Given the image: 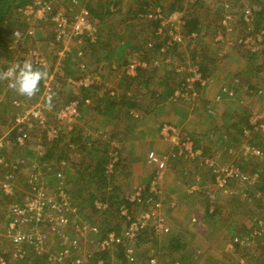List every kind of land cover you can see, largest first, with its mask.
<instances>
[{"label": "crops", "instance_id": "1", "mask_svg": "<svg viewBox=\"0 0 264 264\" xmlns=\"http://www.w3.org/2000/svg\"><path fill=\"white\" fill-rule=\"evenodd\" d=\"M107 1H110V4H107ZM157 1L158 2L155 5H153V7L151 6L149 8L148 7L146 8V6L140 3H138L137 5L136 0H123V1L122 0H100V5L103 7V11H104L102 15H104V19L109 27V30L112 31L109 36H111L112 34L117 35V37L113 39L109 38L108 40L100 41V43L108 46L107 47L109 48L108 50H106L107 48L105 50L98 49L95 47L92 48V46L90 45L96 44L97 42L90 43L91 41H89L87 43L85 39L83 41L82 38H76V36H74V37H71V39L68 42V45H67L68 51L65 53V55L61 58H57L55 54V48L53 47L54 38H53V28L51 27L52 25H49V27L43 28V29H41L40 26H36L37 29L32 27L33 34L28 38L29 43H32L33 45L37 47V42L39 40L45 39L46 40L45 45L49 48V54H46V52L43 50H38V49L37 50L40 53H42L47 59L46 68L48 70V73L56 69V72L52 74V77H53V83L57 82L58 84L56 86L54 84L53 91L55 93L60 91L63 94L71 93L72 94L71 96H74L73 100L78 99L80 101L79 117L75 119V124L70 129L67 128L68 125L64 124L61 127L59 136L54 141L47 143L43 135L41 133L39 134V143L42 147L41 150L43 151V147L46 142L44 153L47 151V152L52 153L53 156L57 157L56 160L49 161L48 163H44V161L42 162L40 160L39 158L40 154L37 153L36 143L32 139L28 141L26 147L18 145L15 142L17 130L12 127V114L6 115V116H0V133L3 134V144L4 146H6L5 148H0V155H2L7 162L9 160L10 163H14L15 161L22 160V163L19 165L20 167L18 169V173L16 171V173L14 174V179H13L14 194L13 195L11 194L10 196H4L2 193V195L0 196V253L4 254L6 257L10 255L11 246L9 244V241L5 237H3L1 234L2 227H3V224L8 219L10 205L12 203L22 202L24 198L29 194V191L31 190V184L28 182V175L31 173H34L37 175V178L35 181L37 188H40L45 194L46 193L49 194L54 200L59 201V198H62L65 201V205L67 207L66 213H67L69 222L62 229V231L66 235L67 239L76 237V233L73 231V224L75 222H91L97 226L99 233L95 234V233L89 232L87 239L83 241L86 246L84 247L85 251L92 255L91 260H88L84 264H96V260L98 257L102 259V264H126L127 263L126 258L123 256V254L119 253V250H118L119 245L115 249L117 251H112V249L99 250L94 244L97 242L99 236L106 231L113 230L115 233L120 234L122 228L121 227L120 228L111 227L110 222H109L110 220L109 218L111 215H117L116 211H112V212L107 211L106 209L107 203L104 200H102L99 194L96 192V190L93 187L94 184L84 185L80 183L78 185L77 180L71 175L72 174L75 175L77 173L76 170L82 169V167H85L84 165H86L87 162L92 161L93 160L91 159L92 153L98 154L97 148H100L103 146L105 148L106 155L108 152L107 161L111 157L113 151L117 152L118 159H117V162H115L114 164L111 174L115 173L116 165L119 162L122 155L124 154L123 150H120V142L117 139V137H114L113 132H111L112 128L109 122H106V120L104 119L103 122H101L100 124H97L99 119L103 118L104 116L107 117L108 114L102 111L100 113L102 114L101 116H99L98 113H96V116H95V113L91 114V112L96 111V109H99L98 104H100L101 108L103 107L104 97L108 98L110 96L116 99L118 98L120 99L122 95L123 97L124 96L126 97L125 94H129V92H132L131 89L124 86V84L126 80H128L127 82L134 81L135 76H130L125 72V65L130 60L134 58H139V59L146 61L147 63L146 66H147L148 58H146L144 54L145 48H148L146 47L147 41L152 38L151 40L153 41V45L155 46L156 44H159V43H161V46H162L163 42L165 41L166 35L164 34H161L159 36H151L149 38L147 37L148 39H146L145 45L142 44V42L141 43L133 42L129 37L123 36L124 29L128 27V25L124 22V18L126 17V15L133 16L134 14V18L139 19L138 15L140 13L154 12L156 8H159L162 15H168L171 12H174L175 13L174 17H179V20L182 22L181 24L182 32L184 33L186 32L184 28L185 27L184 25L185 17L188 16V13H190L189 11H193V8L187 7L185 3H182V9L181 8L177 9L176 4L171 3V0L170 1L157 0ZM124 2H126V5H124ZM205 2L206 1L203 2L202 7H204ZM67 3L68 1H64V0L61 1V4L63 5H66ZM233 3L235 2L231 0H215L214 1L211 7L215 6V11L213 10V12L216 13L215 15L216 24H212V25H215L213 28H211L210 26L209 28L207 27L204 30L203 25L206 23L202 21V25H201V21L198 22L199 26L197 30L196 29L194 30V32L196 33V38L192 41H186L183 44L185 45L187 42H192L188 45L189 50L187 52L190 53L189 57H186L187 52L184 54V57L177 56L178 53H181V51H184L186 49L185 46L178 48V49L169 48V49H164V50H161V46H160L159 51L161 53H165L167 51L169 52L167 54H163L160 58H156L151 61L153 65H157L161 61L168 62L170 65V68H172L173 71H174V62L177 61V59H179L181 62L187 61L189 63H195L198 66L199 70L201 71L202 75L207 79V84L202 89H200L199 95L196 96L195 98L197 99V97L200 96L201 92L203 93L205 92V95L208 98V99H204L205 108H207V110L211 109L213 111V114H210L207 112L209 115H211L209 116L207 120V123L209 124V126H211L209 128V131L211 133L207 135V132H206L204 138L209 136L208 138V141H209L210 138L212 137V134L213 136L214 134L217 135L218 134L217 130H220L222 131L221 138L225 137V141H226L225 143L227 144H225V147L217 146L215 148V151L214 150L211 152L209 151V155L204 154L203 146H206L205 142H207V139L202 140L203 138L200 135L196 134L195 139L198 142L196 143L195 147L200 148L202 150V155L204 156H211L213 154L217 155V151L219 149L225 148V150H222L221 152L226 154V160L221 164H224L227 160H233L237 164H241L243 162L240 160L239 154H238V149L241 146V142L237 143V141L234 140L233 130L227 129L226 125L222 127L223 124H221L222 122H220L219 118L223 116L224 123H229V119L231 118L230 115H232L231 110H235L237 113L238 111L239 112L241 111L242 114L244 115L245 111L247 112V114L249 113V110H250L249 108H255L257 102L261 103V101L260 100L258 101V98H256L255 96H249L248 98H246L245 96H241V92H243V87L241 86L238 87L239 85L244 84V85L252 86L251 84L257 85L258 83L262 87H264V53L253 56V58H255L254 61H257V62L253 63L252 65L251 63H252L253 58L252 60H250V62L242 58L243 54L251 56L247 48H245L244 46L242 47L239 44L233 45L234 43L233 38L230 39V36L225 31L226 26L224 25L223 20L225 19V16L227 14L230 16V18L226 20L227 25H229L230 27H233L234 30L236 29V26H235L236 22L234 21L235 11L233 7ZM247 4H245V7H248ZM105 5L107 6V8H105ZM140 6L142 7L141 9H140ZM108 15L112 16L111 17L112 19H108ZM151 20L157 21L156 19H151ZM158 26H159V22H158L157 27ZM252 29L254 30V27ZM260 30H264V26L262 24L260 25V27L257 28V32ZM217 31L224 33V35L226 36L225 42H215L214 41V36L216 35ZM245 31H246V28L242 27L240 29V33L239 32L237 33L244 34ZM230 35L234 36L235 32L231 33ZM126 39L131 40L130 43L131 45H133V47H130L129 44H126L127 42ZM57 44L61 46L60 43H57ZM236 46L241 47V50L237 48ZM192 48L194 49V51L191 52L190 49ZM238 50L241 52V54L237 52ZM243 50H245L246 52ZM204 53L209 54V56L211 57V62L202 66V63H203L202 56ZM166 56L170 57L169 61H164V58ZM155 61L157 63H155ZM80 63H83V65L80 66L79 65ZM222 63L223 65H221ZM210 66H213L214 69L215 68L220 69L221 66H224V68L221 70L224 76L220 75L219 78L216 76L212 77L211 72H206L207 67H210ZM37 67H40V66H37ZM74 67L76 68L75 71H74ZM145 67L138 68V71L143 70V68ZM59 71L62 73V76L58 74ZM71 71H73V73ZM138 71H136V73ZM87 73H92V74L98 73L102 79V85L99 87H92V88L73 87V86L68 85L64 80V78L67 76L77 78ZM177 82H178V79H177ZM131 84L138 88L140 98H141L140 101L142 102V108L145 107L146 100L150 98L151 91H156V93H159L158 97L160 98V101L163 104L180 105V99L173 100L171 98L174 89L178 86V83L168 94H165L163 89H161L158 84L154 83L152 85L151 81L148 83V85L145 86V88H141L136 82H133ZM228 88L234 91V95L232 97L226 96L224 89H228ZM162 94H164L165 98L162 97ZM84 95H87V96H84ZM16 96L20 97L19 99L26 98V100L28 101L34 100V97L31 99H28L27 97H22V96H19L18 94H16ZM86 97H89V99L92 97L91 102L89 100V103H83V99ZM218 97H221V100H219ZM239 98H241L240 99L241 101L242 99L245 100L246 98L247 99L246 104H243L242 103L243 101L240 102V100H238ZM9 100L6 98L0 99V105L1 103L4 104L5 102L8 104ZM222 102H224L223 105H222ZM90 103L91 105L88 107ZM95 104H96V108H95ZM93 105H94V108L92 107ZM214 107H218V109ZM86 108L88 109V111L86 110L85 112L84 109ZM260 110H264V108ZM145 111L146 112L143 113L142 115H139L137 113L138 117L132 116L134 113H136L135 110H133L132 108H130L126 113L121 112V111L118 112L120 115L125 116L124 119H120L123 121H125L127 117L126 115H129V118L126 119L127 121L122 126L124 128L129 129V130H126V133H128V136H127L128 138H126L125 140L126 141L129 140L130 142L132 141V142H137V143H140L143 139L150 141L154 139L152 136V132H153L154 134H156L157 139L161 143H163V145H165L167 148L170 147V151L169 152L168 151L159 152L158 150L153 149L155 146L154 142L151 143L153 147L147 148V150H154L160 154H163L164 156H167L168 154H170L172 149L177 151V146H173L167 139L160 137L159 135V129L161 126L160 123L158 121L153 122V119L149 116L148 110H145ZM86 115H90V117L92 116L91 117L92 121L87 120ZM93 116H95V118H93ZM226 116L227 118L225 119ZM80 117H81V121L79 122L78 120H80ZM49 120H51L52 122H56L54 119V116L51 117ZM174 121H171V122L169 121V122L173 123ZM104 122L106 123L105 128H108V129L100 128L101 126L103 127L105 125ZM240 122L241 123L239 125L241 127L247 125V123L245 124L244 121H240ZM130 124L133 125V128L128 127ZM183 125L184 123L182 124L176 123V125L174 124V126L177 129L178 135L181 138L189 137L190 135L188 131L185 128H183ZM178 126L179 128H177ZM180 126H181V131L179 130ZM181 133H184V135H182ZM149 136H152V137H149ZM33 137H35V133ZM189 138L191 139V137ZM231 139L234 140L235 142L234 143L231 142ZM191 140L193 141L194 139H191ZM256 141H257V138L255 139L253 143H256ZM112 142H114L115 144L112 145ZM244 142H246V139H244ZM256 144L264 147L263 142H257ZM209 145L210 144L208 143L207 144L208 148H209ZM116 146L117 148H114ZM12 148L15 150L17 155H14V156L11 155ZM230 149H234V150L230 151ZM144 150H145V147L143 146L141 147L139 153L145 152ZM79 158L80 160L84 161V164L83 165H79V164L72 165V163L76 162L77 159ZM237 158L239 159V162L238 160H236ZM36 160L38 161L39 166L37 165ZM180 161L182 162L183 159ZM106 163L104 164V172H105ZM166 163L167 162H165V165H164L163 176H164V172H166V169H167ZM241 169L247 172L246 169L245 170L243 168ZM184 172L187 175V172L186 171ZM105 174L109 175L110 173L105 172ZM125 174H127L128 176L132 174L130 165L127 167V169H125ZM26 175H27V180H26L27 185L25 183ZM200 181L201 179L198 182L196 181V183L200 184ZM134 183L135 184L132 186L129 192L132 191L133 188L136 187L137 185H141L140 182L137 183L136 181H134ZM209 183L213 184L212 176H209ZM28 185H29V188H28ZM80 188L82 189V191L80 190ZM22 190L25 191L24 195H23ZM60 191L63 196L60 195L59 193ZM190 192L193 194L194 191H190ZM197 192L199 193V191ZM72 194L75 197H73ZM164 202H165V205L167 203V205L170 206L169 209L172 210L171 217H169L171 218L170 220H174V219L179 220L180 217L176 215V209H177L176 198L171 197L170 195V197H168L167 200H164ZM96 203L100 204V208L95 207ZM104 211L107 212L109 215L104 220H100V218L103 216L102 214ZM80 212H82L83 218L80 216ZM160 212L163 214L164 221L166 225L168 226L166 216L164 215L162 211ZM118 217L123 222L122 218L119 216V213H118ZM198 221L199 219L196 213V209L193 208L190 210L189 214H187V220H185V224L186 226H189V227L191 226V224L196 227V224L199 223ZM178 223H174V224H178ZM42 228H46L45 225L42 226ZM168 228H169L168 232L160 236H163L168 239L173 238V236H179L176 233H174L170 229L169 226ZM144 230L146 231L143 234L151 235L153 238L152 240L150 239L147 240L144 235L142 237L141 232H143ZM144 230H142L138 234V240L136 244H137V247L139 248V252L138 251L134 252L136 264H148V259L151 256H155L159 264H172V260L175 257L174 255L175 252L182 253L183 251H185V247L182 242V239H180L182 242L183 248H180L179 250H173V249L170 250L166 248L164 249V256H161L159 254L158 256H156V254L152 251L153 250L152 246L156 245L157 243L156 239H158L160 236L159 235L154 236L153 233H151L152 231L149 225L146 228H144ZM52 233L53 234L48 237V241L46 244V249L49 252L57 251L61 249L62 247V245H60V241L62 240L61 236L58 234V232H52ZM228 241L229 240L225 241L224 244L222 245L223 250ZM2 242H4L5 246L4 244H2ZM121 244L125 248L128 245V243H126L123 240ZM167 246H168V242H167ZM25 248L27 251V261L30 260L31 264H34V263L35 264H51L46 260L44 255H37L33 253L32 250L27 246H25ZM120 248L123 249V247H120ZM256 250L259 252H262V250L259 249L258 246H256ZM168 251L171 252L169 256L167 255ZM146 253L148 254H147V257L145 258L143 255ZM72 255L73 253H71V255L68 256V259H71ZM118 255L120 259L116 257ZM35 260H37L38 262H35ZM28 264L30 263L28 262ZM55 264H58V263H55Z\"/></svg>", "mask_w": 264, "mask_h": 264}, {"label": "built area", "instance_id": "2", "mask_svg": "<svg viewBox=\"0 0 264 264\" xmlns=\"http://www.w3.org/2000/svg\"><path fill=\"white\" fill-rule=\"evenodd\" d=\"M63 0H54L55 13L52 15V19L55 22L54 30V45L55 54L57 58H61L68 51V42L71 37L77 35H86L91 40L95 39V26L92 21L87 19L90 16L89 10L82 6L73 11L74 4H77V0H71L68 7L61 4ZM192 1V0H190ZM69 2V1H68ZM51 0L47 2H41L40 0H33V6H28L22 10V14L26 20H39L43 17L44 11L50 10ZM65 11L69 14L72 12L71 17L65 14ZM175 13L171 12L168 15H162L159 8H156L154 12L140 13L138 18L156 19L159 22V26L155 31V35H166L165 41L161 46V50L173 48L174 45H182L185 41H192L196 38L194 31L189 33L182 32L179 17H174ZM230 16H225L224 25L226 26V33L233 38V45L239 44L244 46L250 53H256L259 50L264 49V30H253L251 25V13L249 9H244L242 13V20L246 24L244 27L246 31L244 34H230L234 32L233 27L227 25L226 20ZM69 30V33H67ZM256 31V32H255ZM14 42H18L20 36L24 37L19 31L15 30ZM25 34L31 36L33 34V28L29 27ZM28 37V38H29ZM215 42H225L226 36L224 33L217 31L214 36ZM152 40L146 43L152 44ZM228 42V41H227ZM57 43H60L59 46ZM28 52V59H30L35 66L47 65L46 57L40 53L37 49L30 47ZM170 57L166 56L164 61H169ZM155 63H157L155 61ZM14 64L10 62L3 71H6L9 66ZM146 61L134 58L125 65V72L130 76H135L136 71L140 67L146 66ZM80 66L83 63L79 64ZM174 71L179 75H182L180 84L174 89L171 98L173 100H191L199 95L200 89L207 84V79L202 75L198 66L195 63L189 62H174ZM56 72L54 69L49 73L47 80L42 81V89L39 97L45 98L49 89L54 90L58 84L53 83L52 74ZM59 75L62 73L59 71ZM65 82L73 87L92 88L102 85V79L98 73H87L79 77L67 76L64 78ZM225 90V89H224ZM234 92L228 88V97H232ZM257 96L264 106V90H258ZM255 96V97H257ZM248 98L249 96H245ZM89 97L83 99V103H89ZM240 102H242L240 100ZM10 105L14 109L12 115V127L17 130L15 142L18 145L24 146L26 142L32 139L36 143L37 153H40L42 147L39 143V134L41 133L47 142L54 141L59 136L61 127L66 124L70 129L75 124V119L79 117L80 101L78 99L68 101L62 105L55 113L54 119L56 122H52L49 118H46L43 112L44 104L40 100L28 101L25 99L12 98L10 99ZM248 113V126L240 127L241 130V146L238 149L240 160L248 159L253 156L259 159L263 165L264 171V147L257 145V142L264 143V110L257 108H249ZM210 114H213L212 110H208ZM138 117L137 113L132 115ZM35 133V137H33ZM159 135L167 139L173 146H177V151L172 149L169 155L182 157L184 160H198L204 165H207L213 173V185L220 189L221 192L227 193L230 188L231 182H236L239 190H246L249 185L254 186L259 175L257 172L247 173L243 171L237 163L233 160H227L224 164L218 163L215 159L216 156H204L202 150L193 145V141L189 137L181 138L178 135L176 127L170 122H162ZM244 138L246 142H244ZM247 137L256 139V143L247 141ZM254 144V145H253ZM3 144V134L0 133V148H5ZM234 149H230L233 151ZM168 156H159L155 151L149 150L146 156V162L153 165L152 178L149 181V193L145 198L146 208H141L138 205L140 202L141 187L136 186L134 189L125 195L126 202L121 203L118 207L119 216L122 218L124 224L120 234L115 233L113 230L102 233L97 242L94 243L99 250L116 249L117 246L123 241L128 243L125 248L124 257L126 258V264H136L134 252L138 251L137 240L138 234L146 228L148 225L154 235H162L168 232L169 228L164 221V216L159 210L160 201H155L154 206H149L152 196L157 194V187L163 177V170L165 165V159ZM117 152L113 151L111 157L105 165V172L111 173L115 162H117ZM22 163V160L10 163L9 169H4L0 173V191L4 196H10L14 192V174L15 171ZM7 161L2 155H0V167H4ZM198 178V176H196ZM36 175L30 174L28 182L31 184L33 192L29 193L22 202L12 203L9 208V216L7 221L3 224L1 234L5 237L11 246L9 256H5L0 253V264H31V261H27V251L25 246L29 247L33 253L37 255H44L46 260L51 264H84L88 260H91L92 255L85 251V241L89 235V232L98 234V228L91 222H75L73 224V231L76 233V237L67 239L62 229L68 224L67 207L65 201L59 198V201L54 200L49 194H45L40 188L36 187ZM199 178L197 179V182ZM190 187V191L195 187L191 183H187L186 186ZM251 186V187H252ZM62 191V190H61ZM59 192L61 196L62 193ZM259 196H264V185L262 192L257 193ZM129 203V204H128ZM137 204V205H136ZM96 208H100V204L96 203ZM154 207V209H152ZM46 228H42L44 226ZM37 228L43 229L39 231ZM249 229V228H248ZM58 232L62 240L60 245L61 249L49 252L46 249L48 241L47 232ZM83 239V240H82ZM242 246H255V250L252 249V258L259 260L257 264H264V214L260 217L254 216L251 220L250 229L240 236H233L225 245L224 250L233 254L236 244ZM256 246H260L262 252L256 250ZM73 253L72 258L68 259V256ZM238 264H244L242 258L236 260ZM96 264H102V259L97 258ZM148 264H159L155 256H151L148 259ZM172 264H185L180 259H175Z\"/></svg>", "mask_w": 264, "mask_h": 264}, {"label": "trees", "instance_id": "3", "mask_svg": "<svg viewBox=\"0 0 264 264\" xmlns=\"http://www.w3.org/2000/svg\"><path fill=\"white\" fill-rule=\"evenodd\" d=\"M41 2H47V0H40ZM64 1H69L65 7H68L71 0H64ZM78 3L72 5L73 6V11L77 10L78 8L85 6V8L87 10H89L90 16L87 17V19L91 20L93 25L95 26L96 30H95V41L91 40L89 37H87L86 35L82 34V35H77L76 38H82L83 41L84 39L86 40V42L88 43L89 41H91L90 43H95L93 45H90L95 48L98 49H102L105 50L108 46L100 43V41H104V40H108L109 39V35L112 31L109 30V27L107 25V23L105 22L104 19V15H102L104 13L103 11V7L100 5V0H94V2L88 1L87 3H84V0H77ZM167 1V0H165ZM170 1V0H168ZM206 0H171V3L176 4L177 9H182V3H185L187 5V7L193 8V11H190V13H188V16L185 17V30L186 33L192 32L195 29L197 30L199 24L198 22L202 21L206 24L203 25L204 30L208 27L211 26V28H213L215 25L212 24H216V17L214 15H212L211 13H209V8H203V10L201 12H198L202 6H203V2ZM235 3H233V7H234V11H235V18L234 21L236 22L235 26H239L241 24H243V20H242V15L241 13L244 11V9L248 8L250 10L251 13V17H252V22L254 24V29L255 26L259 27V24H257L258 22H260L263 18H264V0H231ZM158 1L157 0H136V3L138 5V3L146 6V8L148 7H153V5H155ZM202 2V3H201ZM238 4H237V3ZM248 3V4H247ZM107 4H110V1H107ZM208 3L205 2L204 7L207 5ZM245 4L248 5V7H245ZM136 5V6H137ZM28 6H33V0H0V71H3V69L9 65L10 62H22L24 59H28L29 55H28V50L30 49V47H35L38 50H41L40 47H36L35 45H33L32 43H29V39L25 32L29 27H33L35 29L36 26H40L41 29L43 28H47L49 27V25H52L51 27L53 28V38H54V30H55V25H54V21L52 19V15L55 13V4H54V0H51L50 3V10L48 11V9H46L44 11L43 17L39 20H26L25 16L22 14V10ZM133 7V6H132ZM258 7V8H257ZM105 8H107V6L105 5ZM142 7L140 6V9ZM65 14H68L67 11H65ZM72 12H70L68 14V17H71ZM216 15V13H215ZM96 20H94V19ZM124 22L127 25L132 24L133 26H137L138 27V32H141V34H143L146 37H151V36H159V35H155V30L156 27L158 25V20H151V19H146V18H141V19H136L134 18V14L132 15H126V17L124 18ZM198 24V25H197ZM202 25V24H201ZM261 25V24H260ZM262 25L264 26V23H262ZM202 27V28H203ZM17 30L19 31L21 34L24 35L23 39L22 36H20L18 42H14V34L13 32ZM69 33V30L68 32ZM154 34V35H153ZM52 38V39H53ZM146 38V39H148ZM51 39V40H52ZM146 39H140L142 44L145 45L146 43ZM152 39V38H151ZM151 39H149L147 41V43L149 41H151ZM98 40V41H97ZM94 41V42H92ZM126 44H129L130 47H133V45H131L130 43V39H126ZM186 42V41H185ZM184 42V43H185ZM43 43H46V40H43ZM183 43V44H184ZM192 43V42H187L185 45H174L173 48L174 49H178L181 48L183 46L186 47V49L184 51H181V53L188 51V45ZM40 45V44H39ZM89 45V44H88ZM163 45V44H162ZM161 46V43L153 45V42L151 45H147L145 48V56L148 61V65L143 68V70H137L138 72L135 75V80L134 81H130L127 82L128 80L125 81L124 86L128 87L129 89H131L132 92H129V94H125L126 97L122 95V97L119 99L113 98V97H104L103 99V107H100V104H98V108L96 109V113H98L99 116H101L102 114H100L102 111L107 113L108 116H104L103 118L99 119L97 124H100L101 122H103V120L105 119L106 122H109L111 124V132H113L114 137H117V139L120 142V150H124V151H128V141H126L125 139L128 138V133H126V130H129L127 128L122 127L123 124L127 121L126 119L129 118V115H126V119L125 121L120 120V119H124L125 116L124 115H120L118 112H124L126 113L130 108H132L133 110H135L136 113H138L139 115H142L143 113H145V110H148V112H150V110H152L155 106L158 105H162L160 98L158 97L159 93H156V91H151V95L150 98L146 100L145 103V107L142 108V102L140 101V94L138 91V88L136 86H133L131 83L136 82L141 88H145L146 85H148V83L151 81L152 85L158 84L160 86L161 89H163L165 94H168L178 83V85L180 84V79L182 77V75H179L178 73H174L175 71H173L172 68H170V65L168 62H163L161 61L160 63H158L157 65H153L152 64V60L156 59V58H160L163 54H167L169 51L165 52V53H161L159 51ZM237 48L241 49V47L236 46ZM109 48H107L106 50H108ZM191 52L194 51V49H190ZM245 51V50H243ZM246 52V51H245ZM242 58L248 62H250V60H252L253 55H246L243 54ZM162 59V58H161ZM159 59V60H161ZM202 66L206 65L207 63L211 62V57L209 56V54L204 53L202 56ZM35 66V65H34ZM37 67V66H35ZM75 67H74V71H75ZM73 73V71H71ZM242 72V71H241ZM160 73V75H159ZM176 74V75H175ZM177 76V78H176ZM178 79V82H177ZM8 81H0V91L3 90L5 91V98L6 99H10V98H20L16 96V93L8 88ZM237 85V83H236ZM252 86L249 85H244L241 84L238 87H243V92H241V96H257V91L258 90H264V87H262L260 84L257 83V85H253ZM41 89H42V81L40 83V91L37 93L36 96H34V100L38 101L40 100L41 103L44 104L43 107V112L46 118H51L53 116H55V113L57 112V110L64 105L65 103H67L68 101L73 100L74 96H71V93H61L60 91H58L56 93V96L53 100V107L51 109H48L45 106V98H41L39 97L40 93H41ZM225 93L226 96H228V89H225ZM87 96V95H84ZM162 97L165 98L164 94H162ZM92 98V97H91ZM91 98H90V102H91ZM128 98V99H127ZM256 98L259 99V96H257ZM154 100V102H153ZM7 101V100H6ZM91 105V103L88 105V107ZM94 108V105L92 106ZM80 108V107H79ZM95 108H96V104H95ZM91 109V108H90ZM85 112L86 110L88 111V109H84ZM14 109L12 108V106L10 105V100L8 102V104L5 102L4 104L1 103L0 105V116H6V115H13ZM240 116H239V114ZM238 113L235 110H231V118L229 119V123H224V117L221 116L219 118L220 122H222L221 124H223L222 127H224L226 125L227 129H231L233 130V138L235 141H237V143L241 142L242 138H241V130H240V121H244L245 124L247 123L246 126H248V114L245 111L244 115L242 114V112L238 111ZM153 119V122H156L158 120L159 123L163 120L161 118H154L153 116H150ZM227 118V116L225 117V119ZM95 121V120H94ZM162 123V122H161ZM160 123V124H161ZM105 124V125H104ZM104 126L100 127V128H105L106 127V123L104 122ZM99 126V125H98ZM218 126V124H217ZM128 127L133 128V125H129ZM159 127V126H158ZM108 129V128H105ZM110 129V128H109ZM125 131V132H123ZM222 131L217 130V135L212 134L213 139H210L215 145L220 146L225 144V137L221 138L222 136ZM121 134V136H120ZM182 135H184V133H181ZM186 135V134H185ZM189 137H191V139L193 140L194 146H196V143L198 141H196L195 136L192 133H189ZM11 136V135H10ZM243 139L244 136H243ZM234 140L231 139V142H235ZM51 142V141H50ZM27 143H25L24 147L27 146ZM49 143V142H47ZM208 144V140L207 142H205L206 146H203V152L204 154H208L209 155V148L207 147ZM46 147V142L44 144L43 147V151L41 150L40 154V160L44 163H48L49 161H53L56 160L57 157L53 156L52 153L50 152H45ZM106 147V146H105ZM107 148V147H106ZM114 148H117L114 147ZM98 149V154L92 153L91 155V159H93L92 161L87 162L86 165H84L85 167H82V169L76 170V174H72L71 176L74 177L77 180V184L79 185L80 183L82 184H89V185H93L94 184V189L96 190V192L99 194V196L101 197L102 200H104L107 203V211H116L117 215H118V207L121 203L126 202L125 200V193L123 194H118V189L120 187V180L117 181L116 175L120 170L119 169V164L122 162V160L124 159L123 157L120 158L119 162L116 165L115 168V173H110L109 175H106L104 172V164L106 163L107 159H108V152L106 155L105 152V148L100 147L97 148ZM162 152V151H161ZM11 155H17L15 150L12 148L11 151ZM167 159H166V172H164V176L162 177V180L160 181V183L158 184V191L157 194L152 196V200L150 201V205L149 206H154V202L155 201H160V206H159V210L161 211L162 207L165 205L164 200H167L166 198H168L167 196H163V198H160L162 192V190H169L167 189L169 183L166 181L167 177H169L172 172L171 169L174 168L178 163H180L182 160L181 157L178 156H171V155H167ZM60 159V158H59ZM8 160V159H7ZM195 160H192V162L190 163H194ZM9 160L7 162V164L3 167H0V171H3L4 169H9L10 168V164H9ZM183 162V161H182ZM187 162V161H185ZM37 165L39 166L38 161L36 160ZM83 165L84 161L77 159L76 162L72 163V165ZM240 168H243L244 170L246 169L247 172L252 173V172H257L259 175V179L257 181V183L252 186L249 185L246 188V197L244 199H238V208L237 207H233V205H231V202L233 200V197H228V196H224L223 198H221L220 200L218 199V203L217 205H212L210 203V199L208 197V194H202V193H197L195 192L194 195H196V197L200 198L202 196H204V201L205 206H204V213L208 214V215H213V213L216 211V209H213L214 207H218L220 209L225 208L227 205L230 204V206H232L231 211L232 212H237L239 211L240 213V220L239 222H241V224L243 223V225L240 224V226L238 228L234 227L235 229H243L244 231H238L239 233H235L232 232L229 236L226 235L222 238L223 243H218L219 246L223 245L225 241L230 240L233 236L238 235L240 236L241 234H244L246 232V230L248 231L250 229V224H251V220H253V217L250 215V211L253 212L254 214H256V216L260 217L264 214V196H259L257 195V193H261L262 192V187L264 185V172L262 171L263 165L260 164V161H258V159L256 157H252L251 160L248 161V163H245V161H243V163L241 164H237ZM62 166V165H61ZM203 166V165H202ZM19 165L16 169L17 173H18V169H19ZM204 171L206 173H208V178L209 176H212L213 178V173L211 172V169L207 166L204 165ZM193 171H197V165H196V170H194V166L192 168ZM15 171V173H16ZM192 171V172H193ZM151 173V172H150ZM34 174V173H32ZM36 175V174H35ZM30 174L28 175V179H29ZM152 174L147 177V179L141 183V185H137L141 187V195H140V202L138 205H141V208H146L147 204H145V198L148 195L149 191V181L151 180ZM37 178V175H36ZM27 175H26V179H25V183L27 185ZM252 186V187H251ZM29 188V185H28ZM77 188V187H75ZM79 188V187H78ZM27 189V188H26ZM134 189V188H133ZM210 190L212 188H209ZM80 190L82 191V189L80 188ZM210 190H207L209 193ZM23 191V195L25 194V191ZM78 191V189H77ZM33 192V189H31L29 191V193ZM14 194V192L12 193V195ZM184 194V192H183ZM2 195V192L0 191V196ZM186 193H185V197H186ZM73 197H75L72 194ZM3 197V196H2ZM165 198V199H164ZM197 198V199H198ZM129 204V203H128ZM137 205V204H136ZM167 205V203H166ZM217 208V209H218ZM154 209V207L152 208ZM209 209H213L212 212L209 211ZM239 209V210H238ZM103 216L100 218V220H104L109 214L107 212H103L102 214ZM123 222L121 220H119L117 222V227ZM116 227V228H117ZM249 228V229H248ZM117 230V229H116ZM144 230V229H143ZM146 230H144L143 232H141L142 237L143 235L146 237V239H150L152 240V236L151 235H147V234H143ZM237 231V230H236ZM241 232V233H240ZM152 233V232H151ZM53 233H49L48 237L51 236ZM154 235V234H153ZM156 236V235H154ZM228 236V237H227ZM181 237L180 236H173V238H169L167 240L168 242V246L166 248L170 249V250H179L180 248H183L182 242H181ZM144 240V239H143ZM221 244V245H220ZM218 246V247H219ZM120 247H123L120 248ZM252 249L255 250V246H242L239 245L238 243L235 245L233 254H235V262L238 258H242L244 261V264H257L259 263V260L257 259H253L252 258ZM118 250L120 254H123L124 256V252H125V247L120 243L118 246ZM224 256L225 254L230 256V252H227L224 250ZM148 254V253H146ZM97 255V253H96ZM167 255L169 256L170 254L167 253ZM100 256V255H99ZM180 256V254H179ZM109 257V256H108ZM118 259H120L119 255L116 256ZM173 261V260H172ZM35 262H38L37 260H35ZM35 264V263H34ZM236 264H238L236 262Z\"/></svg>", "mask_w": 264, "mask_h": 264}, {"label": "rangeland", "instance_id": "4", "mask_svg": "<svg viewBox=\"0 0 264 264\" xmlns=\"http://www.w3.org/2000/svg\"><path fill=\"white\" fill-rule=\"evenodd\" d=\"M87 1H91V2L95 3L94 0H84V3L85 2L87 3ZM214 1L215 0H206V2L208 3L207 6L202 7L198 12H201L203 10V8L208 7L209 12L215 16V12H213V10L215 11V6L211 7L212 4L214 3ZM124 5H126V2H124ZM242 13H241V15H242ZM113 14H115V13H113ZM115 16H117V15H115ZM111 17L112 16L108 15V19H112ZM262 23H264V18L260 22H258L257 24H259V27H260V24H262ZM201 24H202V19H201ZM246 24L248 25V23H246ZM246 24L243 22V26H245ZM128 27H130V28H128ZM128 27H126L124 29V35L123 36L129 37L133 42L141 43L140 39L145 40L147 38L146 36L141 34V32L137 31L138 30L137 26H135V25L133 26L132 24H130V25H128ZM257 28L258 27L255 26V30H257ZM240 29H241V25L236 26V29L234 30L235 34H239ZM237 32H239V33H237ZM115 37H117L116 34H112L111 36H109V38H112V39ZM37 46L40 47L41 50L45 51L46 54H49V48L45 45V43H43V40H39L37 42ZM186 52L187 51H185L183 53H178L177 56L178 57H184V54ZM237 52L239 54H241V52L239 50ZM261 53H264V49L259 50L256 53H250V54L255 56V55H259ZM189 56H190V53L187 52L186 57H189ZM254 59L255 58H253V60H252V63H251L252 65H253V63L257 62V61H254ZM175 62H181V61L179 59H177V61H175ZM185 62H187V61H185ZM221 65H223V63ZM223 68H224V66H221L220 69H217V68L214 69L213 66H210V67H207L206 72H211L212 77L216 76L219 78L220 75L224 76L221 72V70ZM4 92L5 91H3V90L0 91V99H5ZM199 93H200V91H199ZM195 98L196 97H194L191 100H180V105H171V104H163L162 103V105L155 106L152 110H150L149 116H153L154 118L157 116L156 118L163 119L161 122H163V121H168V122L170 121L171 122V121L175 120L173 122L175 125H176V123H178V124L184 123L183 128H185L188 131V133H192L195 137H196V134H198L203 138L202 140H204V139L208 140L209 136L204 138L206 132H207V135L209 133H211L209 131V128L211 126H209V124L207 123L209 116H211L208 114L209 113L208 110H211V109L207 110V108H205V100H204V99H208V98L205 95V92L204 93L201 92L200 96L197 97V99H195ZM218 98H219V100H221V97H218ZM201 99H203V100H201ZM236 99H237V97H236ZM240 99L241 98H239L238 100H240ZM242 101H243L242 102L243 104H246L247 99L246 98H245V100L242 99ZM223 103L224 102H222V105H223ZM218 107H214V108L218 109ZM255 108L262 109L264 107L261 105V103L257 102ZM227 109H229V108H227ZM95 112L96 111H92L91 114H94ZM219 112H220V110H219ZM86 116H87L86 117L87 120L92 121L91 120L92 116L91 117H90V115H86ZM95 116H96V114H95ZM95 116H93V118H95ZM81 117H80V120H78L79 122L81 121ZM159 121L160 120H158V122ZM199 125H200V127H199ZM177 128H179V126ZM179 130L181 131V126H180ZM152 136L154 139H152L150 141L145 140V139H143L140 143L129 141L128 142V151L123 150L124 154L122 155V157L124 159L122 160V163L119 165L118 170H120V171L117 174H115L117 181L120 180V187L118 189L119 195L122 193L124 194L126 192H129V190L135 184L134 181H136L137 183H139V182L143 183L147 179V177L150 176L151 167L145 165V163H144L145 162L144 161L145 155L144 154L147 151V148L153 147V145L151 144L152 142L155 143V146L153 149H156L159 152H161V151H164V152L168 151L169 152L170 151V147L167 148L165 145H163V143H161L157 139L156 134H154L153 132H152ZM152 136H149V137H152ZM210 139H213V137H211ZM247 141L253 143L255 141V139L251 138V137H247ZM208 143L210 144L209 145V151L210 152L213 150L215 151V148L217 147V145H215L211 140H209ZM113 144H115V143L112 142V145ZM225 144H227V143H225ZM225 144L220 145V146L225 147ZM143 146L145 147V150H144L145 152L139 153L141 147H143ZM222 150H225V148L219 149L217 151V155H215V154L212 155V156H216L215 160L218 163H223L226 160V154L221 152ZM252 157L253 156L249 157L246 160L244 159L245 163H248V161L251 160ZM236 160H238V162H239L238 158ZM258 161H259V159H258ZM129 165L131 166V173H132L131 175H129L130 177L127 174H125V169H127V167ZM196 165H197V171L195 172L192 170V168L194 166V170H196ZM202 165H201V163H199L198 160L194 161V163H190V162L178 163L174 168L171 169L172 174L169 177H167V179H166V181L169 183V185L167 187V189H169V190L167 191L166 189L165 190L161 189L162 194H161L160 198H163L164 194H165V196L170 197V195H171V197L176 198V200H177V202H176L177 203L176 215L178 217H180L179 220H176V219L170 220L171 218H169V217H171L172 210L169 209V207H170L169 205H167V206L164 205L161 209V211L164 213V215L167 218L168 226L170 227V229L174 233H176L177 235H179L181 237L182 242H183L184 247H185V251H183L182 253L175 252V254H174L175 257H174L173 261L175 259H180L185 264H236L235 254H230V256L225 254V256H224L225 252L223 250V247L221 244H220L221 246H219L218 243H223L222 238L226 235L229 236L234 231H235V233H239L238 231H241V232L244 231L243 229H235L234 228V227L238 228L241 224V222H239L240 217H241L239 211L232 212L231 211L232 206H230V204L227 205L223 209H220L216 206L213 208V209H216V211L213 213V215L210 216V215L204 213V206L206 203L204 201L205 200L204 196L198 198V197H196V195H194V193L197 190L202 194H208V197L210 199V203L212 205L219 204L218 199L220 200L223 195L228 196V197L232 196L233 200L231 202V205H233L234 208L235 207L238 208L239 207L238 206V199H244L246 197L247 192H246V190H239L236 182H231V184H229L230 188L228 189L227 193L221 192L220 189L215 188L213 186V184L209 183L208 173H206L204 171V167ZM184 171L187 172V175L185 174ZM196 176H198L199 180L201 179L200 184L196 183V181L198 179ZM188 182L191 183L193 186L195 185V187L192 189L194 191L193 194L190 192V187L188 185L186 186V184ZM209 187L212 189L210 190ZM207 190H210L209 193H207L208 192ZM183 192H184V194H183ZM185 193L187 194L186 197H185ZM166 199H168V198H166ZM193 208L196 209V213L198 215V219H199L198 222L199 223L196 224V227L192 224L189 227V226H186L185 220H187V214H189L190 210ZM212 210L209 209V211H211V212H212ZM249 213L252 217L256 215L251 211ZM80 216L83 218L82 212H80ZM109 219H110L109 220L110 226L111 227H117L116 224L120 220L118 215H111ZM174 223H178V224H174ZM241 225H243V223ZM118 227L122 228V223ZM187 227H189V228H187ZM186 228H187V230H186ZM162 237L163 236H160L158 239H156L157 240L156 245L152 246L153 247L152 251L156 254V256H158V254L161 256H164V249H166V247H167V239L168 238H165V237L162 238ZM2 244H4V242H2ZM4 246H5V244H4ZM259 249H260V246H259ZM195 250H196V252H195ZM112 251H117V250L112 249ZM138 252H139V250H138ZM167 253L170 254L171 252L168 251ZM179 254H180V256H179ZM143 256L146 258L147 254H144Z\"/></svg>", "mask_w": 264, "mask_h": 264}, {"label": "clouds", "instance_id": "5", "mask_svg": "<svg viewBox=\"0 0 264 264\" xmlns=\"http://www.w3.org/2000/svg\"><path fill=\"white\" fill-rule=\"evenodd\" d=\"M251 25L252 27H254L252 21H251ZM242 27H244L243 24H241V28ZM48 75L49 73L46 66L41 65L40 67H35L30 59H24L22 62L19 61L15 62L11 66H9L6 71H0V81H5V80L8 81L7 86L9 89L13 90L19 96L27 97L28 99H31L34 96H36L37 93L40 91V83L41 81L47 80ZM55 96L56 93L50 88L44 101L45 106L48 109H51L53 107V100ZM163 122H167V121H163ZM148 151L149 150L145 152L144 160L146 165L151 167V173H150L151 175L154 170H153V165L148 164L146 162V156ZM156 153L159 156H163V154H160L158 152ZM185 161L191 162L192 160L183 159V162Z\"/></svg>", "mask_w": 264, "mask_h": 264}, {"label": "bare ground", "instance_id": "6", "mask_svg": "<svg viewBox=\"0 0 264 264\" xmlns=\"http://www.w3.org/2000/svg\"><path fill=\"white\" fill-rule=\"evenodd\" d=\"M9 216V215H8ZM39 231H42L43 229L37 228ZM51 233V231L47 232V236L48 234Z\"/></svg>", "mask_w": 264, "mask_h": 264}]
</instances>
